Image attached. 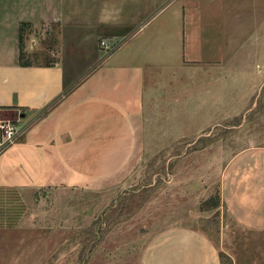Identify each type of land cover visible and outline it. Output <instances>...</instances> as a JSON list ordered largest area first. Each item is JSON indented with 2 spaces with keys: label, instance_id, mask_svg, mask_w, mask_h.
<instances>
[{
  "label": "crops",
  "instance_id": "0c3cea01",
  "mask_svg": "<svg viewBox=\"0 0 264 264\" xmlns=\"http://www.w3.org/2000/svg\"><path fill=\"white\" fill-rule=\"evenodd\" d=\"M224 10V0H0V119L9 113L21 126L0 150V264H42L26 247L39 232L24 224L37 190H105L131 171L154 97L164 94L155 80L167 87L186 69L223 60ZM22 24L54 26L50 61L18 62ZM99 39L117 47L105 53ZM258 137L231 157L219 192L235 222L264 234ZM139 264L220 258L201 231L177 226L156 234Z\"/></svg>",
  "mask_w": 264,
  "mask_h": 264
},
{
  "label": "rangeland",
  "instance_id": "374dc122",
  "mask_svg": "<svg viewBox=\"0 0 264 264\" xmlns=\"http://www.w3.org/2000/svg\"><path fill=\"white\" fill-rule=\"evenodd\" d=\"M224 1L225 57L167 87L155 80L164 94L154 97L143 150L118 185L45 188L27 203L24 224L39 237L26 247L42 264H139L151 239L177 226L208 237L220 264H264V234L235 222L219 192L231 157L264 140V0ZM20 27L21 62L50 61L54 26Z\"/></svg>",
  "mask_w": 264,
  "mask_h": 264
},
{
  "label": "built area",
  "instance_id": "2783aa9c",
  "mask_svg": "<svg viewBox=\"0 0 264 264\" xmlns=\"http://www.w3.org/2000/svg\"><path fill=\"white\" fill-rule=\"evenodd\" d=\"M98 46L105 53H110L117 47V43L107 41L106 39H99ZM20 129L21 126L18 125L17 119H0V150L14 141Z\"/></svg>",
  "mask_w": 264,
  "mask_h": 264
},
{
  "label": "trees",
  "instance_id": "16d2710c",
  "mask_svg": "<svg viewBox=\"0 0 264 264\" xmlns=\"http://www.w3.org/2000/svg\"><path fill=\"white\" fill-rule=\"evenodd\" d=\"M21 51H22V37H21V34H20V29H19V32H18V61H19V63H21V64H25V63H23V62H21ZM216 201V202H215ZM215 201H214V206H216L217 205V199H215Z\"/></svg>",
  "mask_w": 264,
  "mask_h": 264
}]
</instances>
